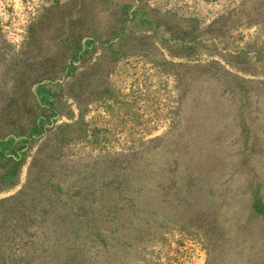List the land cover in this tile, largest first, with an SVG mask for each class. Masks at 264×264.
Masks as SVG:
<instances>
[{
	"label": "rangeland",
	"instance_id": "rangeland-1",
	"mask_svg": "<svg viewBox=\"0 0 264 264\" xmlns=\"http://www.w3.org/2000/svg\"><path fill=\"white\" fill-rule=\"evenodd\" d=\"M0 264H264V0H0Z\"/></svg>",
	"mask_w": 264,
	"mask_h": 264
},
{
	"label": "trees",
	"instance_id": "trees-1",
	"mask_svg": "<svg viewBox=\"0 0 264 264\" xmlns=\"http://www.w3.org/2000/svg\"><path fill=\"white\" fill-rule=\"evenodd\" d=\"M34 224V219L29 217V215L23 214L22 218L20 219L19 223L17 224V227L21 229L22 235H29L30 233L25 232L26 229L29 227H32Z\"/></svg>",
	"mask_w": 264,
	"mask_h": 264
}]
</instances>
